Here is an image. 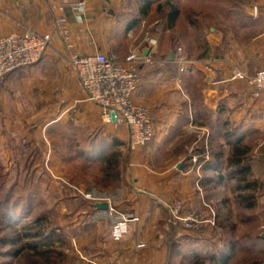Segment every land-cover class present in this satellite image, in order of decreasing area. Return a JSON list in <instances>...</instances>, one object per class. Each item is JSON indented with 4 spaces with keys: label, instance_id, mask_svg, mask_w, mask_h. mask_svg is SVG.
Masks as SVG:
<instances>
[{
    "label": "crops",
    "instance_id": "1",
    "mask_svg": "<svg viewBox=\"0 0 264 264\" xmlns=\"http://www.w3.org/2000/svg\"><path fill=\"white\" fill-rule=\"evenodd\" d=\"M141 1L0 0V39L26 33L52 36L47 51L49 60L8 75L0 82V127L14 132V128L19 130L26 125L21 105L29 102L31 85L41 86L48 80L49 63L57 57L67 61L66 56L71 54L101 53L124 61L132 50H138L151 61L140 67L133 100L151 111L155 141L128 154L126 174L121 184L113 189L94 185L85 190L82 186L69 188L70 200L76 203L84 200L86 207L70 213L76 217L69 225V230L77 233L70 239L76 264H173L175 258L180 259L174 252L175 245L179 244L175 240L180 235L166 231L168 206L180 200L188 208L211 217L214 210L202 181L213 174L202 172L193 159L200 158L202 150L209 145L220 149L226 130L238 132L246 146L253 132L261 136L257 146L249 147V157L253 178L261 184V198L264 199V102L253 99L246 86L231 80L234 73L252 76L264 67V0L251 6L254 12L250 18L261 24L257 36L244 44L232 40L220 51V44L214 43V50L219 52L196 64V68L195 65L194 69L189 68L186 77L179 71V55L164 47L168 40L172 43L175 39V27L168 28L166 15L151 26L154 29L148 32L149 49L142 48L141 24L150 14L155 15L165 0H150L152 10L149 9L147 16L142 14ZM60 18L67 21L68 43L64 42L59 30ZM59 65L65 69L61 63ZM195 70L203 81L192 94L184 80L190 79ZM71 74L67 96L74 104L83 103L78 79ZM65 82L64 79L59 81ZM80 108L83 109L82 120L90 122L92 116L88 108L84 105ZM114 136L126 144L125 128L118 129ZM59 199L64 201L67 197ZM95 203H108L110 209L97 210ZM125 218L136 221L127 223L125 234L116 241L113 232L121 228ZM83 233L86 241L81 243L77 236ZM182 234L188 237L182 244L197 243L202 253H207L212 246L218 247L217 234L221 237L218 228L210 230L206 238H197L184 231ZM140 243L146 247L135 250Z\"/></svg>",
    "mask_w": 264,
    "mask_h": 264
},
{
    "label": "rangeland",
    "instance_id": "2",
    "mask_svg": "<svg viewBox=\"0 0 264 264\" xmlns=\"http://www.w3.org/2000/svg\"><path fill=\"white\" fill-rule=\"evenodd\" d=\"M170 1L180 11V17L174 29L175 39L172 43L168 40L164 47L179 55V59L184 58L191 69H194V65L196 68V64L213 57L223 47H228L232 40L244 44L261 32V24L250 18L251 6L259 0ZM166 13L167 10L158 11L155 15L150 14L151 17L141 24L139 36L143 42L142 48L149 49L148 41L151 37L148 32L153 31V23L163 19ZM160 42L163 45V40ZM214 43L220 44L219 51L214 50ZM47 55L46 53L44 58L32 67L49 60ZM69 56H66L67 61L60 57L51 61L47 73L48 80L41 86L37 83L31 85L33 88L29 102L25 101L21 105L23 115L27 118L26 125L19 130L14 128V132L13 129L0 127V264H28L29 260H35L29 252H24L19 258H13V253L23 244L12 247L6 245L5 241L16 239L22 226L33 223L40 217L46 220L44 229L47 235L52 232L60 235L55 244V248L62 253L58 262L76 264V255L70 239L77 233L69 230L70 223L76 217L70 216V213H76L77 209L85 210L86 207L84 200L79 199L77 203L70 200L69 188L82 186L85 190L92 185L101 189L105 186L102 181L104 175L101 160L113 150L112 143L116 139L114 135L117 131L103 125L98 109L86 101ZM60 63L65 69L59 67ZM15 72L20 73V70ZM15 72L10 75L16 74ZM186 72L180 71L184 77ZM194 72L190 79L184 80V84L192 89V94L196 93L203 81L199 73L196 70ZM71 73L83 93V103L80 101L74 104L67 96L71 89L68 82L71 80ZM63 79L67 82L59 83ZM82 105L88 108V113L92 116L90 122L81 118ZM155 139L156 130L153 141ZM260 140L261 136L253 132L249 136L248 147L257 146ZM92 149L93 152L90 153ZM116 150L122 153V178L126 174L128 154L131 151L127 144ZM61 180L64 183H61ZM121 182L122 179L118 184ZM115 186L117 183L108 189ZM232 188V183L225 185L209 199L216 215V228L219 229L220 214V219L232 229L230 235L219 229L222 237L219 238L217 234L216 238L221 244L217 242L219 245L215 248L222 250L225 239H232L237 247L229 264H264V199L261 198L263 188L260 186L256 193V207L253 210H246L241 206L237 196L242 194L233 193ZM61 196L67 199L61 201ZM3 213H23L24 217L16 223V228L9 229L2 223ZM177 233L180 236L175 240L179 242L176 249L181 253L180 259L175 258L173 264H196L191 252H201L199 246L197 243L182 244V240L188 237L183 236V231ZM77 237L81 243L86 241L84 233ZM89 238L91 239L90 236Z\"/></svg>",
    "mask_w": 264,
    "mask_h": 264
},
{
    "label": "built area",
    "instance_id": "3",
    "mask_svg": "<svg viewBox=\"0 0 264 264\" xmlns=\"http://www.w3.org/2000/svg\"><path fill=\"white\" fill-rule=\"evenodd\" d=\"M66 23L65 18L58 20L63 40L68 43L70 33ZM51 44L50 34H13L0 39V82L15 71L37 64L44 58ZM69 59L86 101L98 109L102 124L116 131L121 128L127 130L126 144L130 151L144 148L154 140L155 126L151 111L133 100L140 67L151 63L147 56L132 50L124 61L101 53L92 56L71 54ZM179 66L181 72L191 68L184 58L179 59ZM231 80L246 86L253 99L264 102V67L252 76L234 73ZM193 161L197 163L196 158ZM110 213L113 211L110 210ZM131 221L136 220L123 219L121 228L113 232L114 240L119 241L123 237L125 225ZM216 225L213 211L211 217H205L202 212L188 208L180 200L168 206L166 231L169 233L184 231L197 238H206L210 230L216 229ZM145 247L144 243H140L135 246V250Z\"/></svg>",
    "mask_w": 264,
    "mask_h": 264
},
{
    "label": "trees",
    "instance_id": "4",
    "mask_svg": "<svg viewBox=\"0 0 264 264\" xmlns=\"http://www.w3.org/2000/svg\"><path fill=\"white\" fill-rule=\"evenodd\" d=\"M150 6V0H143V16L148 15ZM164 10H167L168 28H174L180 14L179 10L170 0H166L158 6L159 12ZM222 140L223 145L220 149L209 145L207 149L204 148L202 150L200 158L197 159V164L202 172L213 174L211 177L206 176L202 181L205 194L207 198L214 197L216 192L220 191L222 187L232 183L233 188L231 191L242 194L237 196L241 206L246 210H253L256 207V193L261 184L253 178L249 158L251 150L243 144V138L239 136L238 132L235 134L226 130L222 135ZM122 146L123 143L121 141L114 139L112 143L114 151L112 150L109 155L101 160L104 175L102 181L105 183V186L103 185L105 189L121 181L120 165L122 153L116 149ZM84 152L88 153V151ZM92 152L93 149L90 150V153ZM3 215L2 223L9 229L16 228V223L20 222L24 217L23 213L13 215L3 213ZM220 216L219 214V229L229 235L232 234V229L225 225L226 223L220 219ZM45 223L46 220L40 217L33 223H27L22 226L16 239L5 241L6 245L12 247L17 246L19 243L23 244L20 249L13 253V258H19L24 252H29L35 260H29L28 264H60L58 260L62 257V253L55 248L56 240L60 238V235L55 232L47 235L44 229ZM176 246L179 245L174 247L175 256L179 257L181 252L177 251ZM236 247L235 241L225 239L222 250H217L212 246L207 250V253L192 251L191 256L196 260V264H229Z\"/></svg>",
    "mask_w": 264,
    "mask_h": 264
},
{
    "label": "water",
    "instance_id": "5",
    "mask_svg": "<svg viewBox=\"0 0 264 264\" xmlns=\"http://www.w3.org/2000/svg\"><path fill=\"white\" fill-rule=\"evenodd\" d=\"M251 10H252V14L250 15H253L254 9H251ZM94 207L95 209L102 210V211H107L110 209V205L108 203H95Z\"/></svg>",
    "mask_w": 264,
    "mask_h": 264
}]
</instances>
